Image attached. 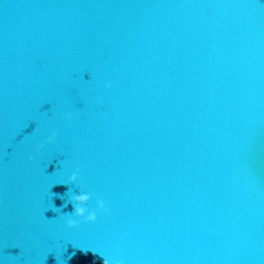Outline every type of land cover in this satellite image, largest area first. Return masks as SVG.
<instances>
[{
	"label": "water",
	"instance_id": "obj_1",
	"mask_svg": "<svg viewBox=\"0 0 264 264\" xmlns=\"http://www.w3.org/2000/svg\"><path fill=\"white\" fill-rule=\"evenodd\" d=\"M102 257L264 264V0H0V264Z\"/></svg>",
	"mask_w": 264,
	"mask_h": 264
},
{
	"label": "clouds",
	"instance_id": "obj_2",
	"mask_svg": "<svg viewBox=\"0 0 264 264\" xmlns=\"http://www.w3.org/2000/svg\"><path fill=\"white\" fill-rule=\"evenodd\" d=\"M105 89L112 88V82L110 80L104 82ZM74 118V113L69 111L63 114L62 119L65 121L72 122ZM58 132L55 129H51L50 133L46 137L44 143L40 144V148H43L45 144L52 143L56 140ZM82 180L81 168L79 166L75 167L70 175L67 178V182L63 184H75L80 191L78 193L72 192V189H69V192H72L69 200L65 201L62 207L66 208L69 203L72 204L74 211L72 213H64L59 216L60 219L69 228L78 227L82 222L90 223L95 222L98 218V213L109 214L110 209L108 207V202L103 199L101 196L97 195L93 191L86 190L79 182ZM95 197V207L93 208L89 202ZM51 208L54 212L60 213L61 208H57L54 205H51ZM50 221V220H49ZM85 255L89 252L90 249L85 250L79 248ZM95 255L96 253L93 252ZM75 256V253H72L71 259ZM103 258V257H102ZM103 264H112V261L106 258H103Z\"/></svg>",
	"mask_w": 264,
	"mask_h": 264
}]
</instances>
